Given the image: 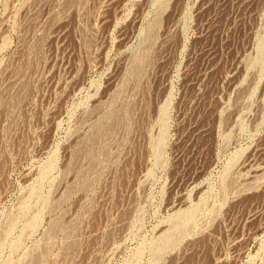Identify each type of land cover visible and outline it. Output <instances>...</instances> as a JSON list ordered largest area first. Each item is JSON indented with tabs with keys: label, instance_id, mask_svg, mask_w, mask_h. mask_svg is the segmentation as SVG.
I'll list each match as a JSON object with an SVG mask.
<instances>
[{
	"label": "rangeland",
	"instance_id": "rangeland-1",
	"mask_svg": "<svg viewBox=\"0 0 264 264\" xmlns=\"http://www.w3.org/2000/svg\"><path fill=\"white\" fill-rule=\"evenodd\" d=\"M0 264H264V0H0Z\"/></svg>",
	"mask_w": 264,
	"mask_h": 264
},
{
	"label": "bare ground",
	"instance_id": "bare-ground-1",
	"mask_svg": "<svg viewBox=\"0 0 264 264\" xmlns=\"http://www.w3.org/2000/svg\"><path fill=\"white\" fill-rule=\"evenodd\" d=\"M103 134V133H102Z\"/></svg>",
	"mask_w": 264,
	"mask_h": 264
}]
</instances>
